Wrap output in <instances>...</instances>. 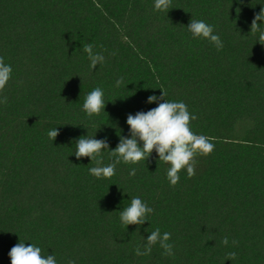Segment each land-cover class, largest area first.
I'll list each match as a JSON object with an SVG mask.
<instances>
[{
	"label": "trees",
	"instance_id": "trees-1",
	"mask_svg": "<svg viewBox=\"0 0 264 264\" xmlns=\"http://www.w3.org/2000/svg\"><path fill=\"white\" fill-rule=\"evenodd\" d=\"M262 9L264 0H171L168 12L154 0H0V57L13 70L0 94V264L20 241L57 264H264V42L251 32ZM192 18L213 26L222 50L193 38ZM88 43L105 57L95 69ZM97 87L106 106L89 117L83 104ZM161 89L197 117L194 133L213 138L195 175L184 169L171 186L153 151L111 178L92 176L76 141L106 139L112 163L109 150L131 138L127 116L164 102H147ZM136 196L154 212L122 226ZM157 227L171 233L174 256L158 244L136 256Z\"/></svg>",
	"mask_w": 264,
	"mask_h": 264
},
{
	"label": "clouds",
	"instance_id": "clouds-1",
	"mask_svg": "<svg viewBox=\"0 0 264 264\" xmlns=\"http://www.w3.org/2000/svg\"><path fill=\"white\" fill-rule=\"evenodd\" d=\"M171 7V0H154V8L157 11L168 12ZM264 20V9L257 15L251 23V32H260L259 41L264 42V30L260 29L257 21ZM193 38H201L209 41L216 49L222 50L223 42L220 36L214 34L212 25L205 23L203 20L191 19L187 26ZM264 44V43H261ZM102 47V46H101ZM83 51L87 53L90 61V68L95 69L98 64L105 62L102 53L94 52L92 43L84 44ZM12 67L4 62V58L0 57V94L6 88V85L12 76ZM117 86L123 83V78L117 80ZM162 95L148 97V103L162 100L157 107L147 112H137L135 115L127 116V124L130 127L131 138L121 137L119 144L114 150H109V157H114L112 163L104 166V150L109 149L106 139H96L81 137L76 141V151L74 152L77 159L89 157L91 162L96 166L89 169V173L100 178H111L115 175L116 165L121 161L125 164H137L146 161L152 152L158 154L159 161H163L170 165L167 171V178L171 186H176L180 181L179 173L186 169L188 177L195 175L196 157L198 155L208 156L215 148L211 137L202 134H196L191 128V122L197 117L192 115L188 107L183 102H170L165 99L166 93L161 89ZM7 96L0 95V103L6 104ZM106 106L104 100V92L100 87L95 88L87 94L83 110L87 116L99 115L104 111ZM49 139L54 141L59 135L58 129L54 128L47 133ZM142 142V146H141ZM136 169L132 168L129 175L134 176ZM154 209L149 207L138 196L131 198L129 207L124 208L120 212V221L122 226L143 225L148 221L150 214ZM171 233H161L159 227L153 230L146 238V243L135 248L136 256H148L152 252L155 245H159L163 249V255L174 256V245L169 243ZM221 243L225 246L229 241L224 237ZM235 246L238 241L233 240ZM11 264H57L54 255H43L40 247L35 244L25 245L19 242L13 246L9 252ZM236 252L227 253L229 260L235 259ZM68 264H75V261H69Z\"/></svg>",
	"mask_w": 264,
	"mask_h": 264
}]
</instances>
